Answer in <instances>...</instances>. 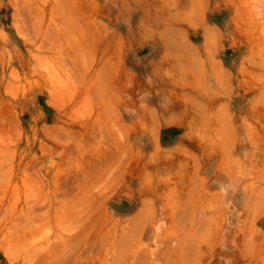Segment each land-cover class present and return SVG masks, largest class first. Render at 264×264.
<instances>
[{
    "label": "rangeland",
    "instance_id": "rangeland-1",
    "mask_svg": "<svg viewBox=\"0 0 264 264\" xmlns=\"http://www.w3.org/2000/svg\"><path fill=\"white\" fill-rule=\"evenodd\" d=\"M144 1L158 3L0 0V264H129L108 194L97 195L118 184L115 167L96 181L79 139L96 129V85L114 83L115 31L131 15L120 11ZM180 3H192L186 51L202 56L192 62L204 124L195 165L210 186L202 197L217 204L173 222L158 206L137 255L147 248L161 264L162 246L180 241L191 254L165 264H264V0ZM168 224L178 235H161Z\"/></svg>",
    "mask_w": 264,
    "mask_h": 264
},
{
    "label": "crops",
    "instance_id": "crops-1",
    "mask_svg": "<svg viewBox=\"0 0 264 264\" xmlns=\"http://www.w3.org/2000/svg\"><path fill=\"white\" fill-rule=\"evenodd\" d=\"M181 1L158 0L156 5L144 1L128 4L120 11L131 15L114 30L115 51L108 72L114 83L107 89L96 85V129L87 135L80 133L90 161L88 171L96 181L115 167L118 184L108 189L99 187L97 195L102 190L108 194L107 204L114 208L111 219L118 223L112 235L119 237V250L131 252L129 264L151 262L153 257L148 253L152 250L144 248L137 255L136 238L146 236L148 221L158 206L173 222L198 218L201 205L206 206L203 211L207 214L209 207L217 204L211 196L202 197L210 186L201 181V169L195 165L199 155L195 142L203 136L204 124L197 115L198 106L193 112L196 94L192 62L202 56L194 57L189 49L192 43L185 40L187 26L182 23V14L191 12L192 3ZM187 46L191 52L186 51ZM198 70L200 74L201 68ZM104 71L97 68L96 75L102 76ZM181 76L183 83L178 78ZM119 77L121 82L117 83L115 78ZM183 84L189 87L185 91L189 96H178L184 91ZM196 89V93L201 92L198 85ZM91 188L81 185L80 194ZM189 230L186 234L191 236L194 231ZM173 231L168 224L161 235H178ZM191 252L192 248L180 241L176 246L166 244L160 251V263L176 262Z\"/></svg>",
    "mask_w": 264,
    "mask_h": 264
}]
</instances>
